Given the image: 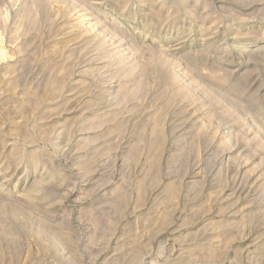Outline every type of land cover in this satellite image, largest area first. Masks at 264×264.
I'll return each mask as SVG.
<instances>
[{
	"label": "rangeland",
	"instance_id": "rangeland-1",
	"mask_svg": "<svg viewBox=\"0 0 264 264\" xmlns=\"http://www.w3.org/2000/svg\"><path fill=\"white\" fill-rule=\"evenodd\" d=\"M0 264H264V0H0Z\"/></svg>",
	"mask_w": 264,
	"mask_h": 264
}]
</instances>
